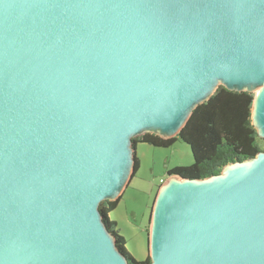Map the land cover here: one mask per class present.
<instances>
[{"label":"water","instance_id":"95a60500","mask_svg":"<svg viewBox=\"0 0 264 264\" xmlns=\"http://www.w3.org/2000/svg\"><path fill=\"white\" fill-rule=\"evenodd\" d=\"M254 94L264 0H0V264H130L108 228L134 138L177 136L220 86ZM151 264H264V150L167 174Z\"/></svg>","mask_w":264,"mask_h":264},{"label":"trees","instance_id":"16d2710c","mask_svg":"<svg viewBox=\"0 0 264 264\" xmlns=\"http://www.w3.org/2000/svg\"><path fill=\"white\" fill-rule=\"evenodd\" d=\"M253 100V93L229 90L220 85L208 100L194 109L177 136L163 138L154 133H144L134 138V143L170 147L177 140L183 141L189 145L194 162L187 167L169 169L167 174L184 178H206L218 174L226 164L253 158L264 150L260 136L252 124ZM139 167L140 160L136 156L133 177ZM120 199L121 196L116 200H104L100 204V209L108 215L109 231L130 264H151L149 254L144 260L132 256L126 248L127 239L121 233L118 223L109 218V213L117 208ZM152 208L153 203L150 217Z\"/></svg>","mask_w":264,"mask_h":264},{"label":"rangeland","instance_id":"374dc122","mask_svg":"<svg viewBox=\"0 0 264 264\" xmlns=\"http://www.w3.org/2000/svg\"><path fill=\"white\" fill-rule=\"evenodd\" d=\"M261 144L264 146V138ZM140 167L121 194L109 218L116 221L127 239V250L138 260L149 254L150 208L169 169L187 167L194 162L189 145L177 140L170 147H156L148 143L136 144Z\"/></svg>","mask_w":264,"mask_h":264},{"label":"built area","instance_id":"2783aa9c","mask_svg":"<svg viewBox=\"0 0 264 264\" xmlns=\"http://www.w3.org/2000/svg\"><path fill=\"white\" fill-rule=\"evenodd\" d=\"M165 180L161 179V184L164 182Z\"/></svg>","mask_w":264,"mask_h":264}]
</instances>
